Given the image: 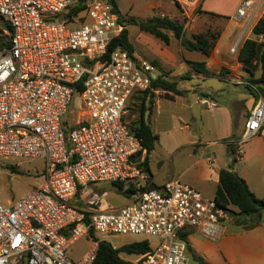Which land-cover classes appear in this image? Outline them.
Here are the masks:
<instances>
[{
	"label": "built area",
	"instance_id": "2783aa9c",
	"mask_svg": "<svg viewBox=\"0 0 264 264\" xmlns=\"http://www.w3.org/2000/svg\"><path fill=\"white\" fill-rule=\"evenodd\" d=\"M81 1L0 0V159L45 162L34 190L11 205L0 203V264H93L94 233L157 238L159 244L133 264H190L189 233L216 239L224 213L180 181L143 190L136 163L142 145L122 117L132 95L150 87L155 67L121 48L103 61L123 21L107 0H85L83 12L67 17ZM178 1L189 6L198 0ZM262 2L241 0L233 21L244 27ZM241 34L232 55H238ZM75 94L83 109L73 114ZM198 104L216 106L203 97ZM263 126L259 97L238 144ZM103 182L134 188L130 204L101 211L83 200L86 187ZM82 238L94 240L93 247L72 262L65 252Z\"/></svg>",
	"mask_w": 264,
	"mask_h": 264
},
{
	"label": "rangeland",
	"instance_id": "374dc122",
	"mask_svg": "<svg viewBox=\"0 0 264 264\" xmlns=\"http://www.w3.org/2000/svg\"><path fill=\"white\" fill-rule=\"evenodd\" d=\"M115 3L122 18L124 28L127 31L128 41L133 47L136 55L150 64L152 62H157L159 67H156L155 76L161 75L169 81L176 82L178 90L184 93L181 98H177L171 93L157 91L159 92L156 96L159 107V133H164L166 139L169 141H165L168 145L172 142H181L183 139L190 137H194L199 139L202 143H205L206 136H202L200 132L186 120L189 116H192L194 120L198 122L196 114L199 110L205 111L203 114L204 117L210 115L207 113L208 111H206L204 106L202 107L194 102L195 98L198 97V99H200L206 96L207 94L204 93L206 91L211 94L212 90L224 89L225 92H223L220 97H215L217 109L215 108L209 111L214 113L224 108L225 105L229 106L232 98L235 96H252L255 92H249L247 88V86H251L250 83H248V80L251 78H243L240 75L242 77L240 80L231 77L230 74L235 72L232 68L237 65V57L230 54L229 50L240 33H242L240 36L241 44L246 39H254L258 43H264V38H254L251 34L253 23L264 13V0L255 16H253V19L247 22L244 27L243 21L236 23L232 19V15L237 7V0H205L204 9L209 13L202 11L201 0L189 6L181 5L178 0H115ZM217 13L222 15H217ZM155 16L167 18L176 24H180L183 27V33L186 39H191L192 35L198 34L209 35V38L210 36L215 37V39L210 38L214 40L215 43L210 52L209 64L212 67L220 57L223 56L225 58L217 69L218 80L215 76H206L202 81L196 77L188 79L192 76L193 71L187 63L205 61L202 55L185 51L180 47L179 41L175 40L169 32L167 33L169 42L165 44L148 34L139 32L135 26L130 25V20L145 21ZM187 67L189 69H187ZM255 68H251V73L256 71ZM243 71L244 68L237 69L238 74H241V72L244 73ZM242 81L246 84L238 86V84H242ZM198 86H201V88H198ZM137 97L136 93L133 94L124 108L123 120L126 125L138 119L139 102L136 101ZM187 101L190 102L188 105L192 106L190 110H187L184 105L185 103H183ZM181 104L184 105L182 109ZM70 107L71 113L73 114L83 109V103L79 95H73ZM145 118H147V114ZM185 126L188 127L189 130L184 129ZM160 135L162 139L161 143L156 144L154 152L147 156L148 169L156 175L157 178L165 177L171 172L170 161H166V157L161 149L164 147V136L163 134ZM144 156L145 154L137 156L136 162L139 164ZM240 163L239 167L242 165V163ZM231 165L233 166V164ZM44 172L45 162L41 160L0 159V203L3 206H7L23 198L39 185V176L44 174ZM179 181L182 183L184 182L182 180ZM207 187L208 186L203 187V193L205 194L203 195L206 198H211L212 190ZM82 197L84 201H95L98 205L97 209L101 211L117 210L129 205L131 201L129 198L120 194L117 188L109 182L89 185L85 188L84 196ZM232 210L236 211L234 209ZM223 221L224 223L227 222L232 224V220L226 214H224ZM224 223H222V225ZM93 239L104 240L110 243L113 248H119L126 244L141 241H146L151 249L159 244L157 238L143 235L104 236L94 233ZM93 241L94 240L89 238H82L74 242L65 252L66 257L72 262L79 261L86 252L91 250ZM120 258L134 263L138 257L121 254ZM190 264L197 263L192 261L190 257Z\"/></svg>",
	"mask_w": 264,
	"mask_h": 264
},
{
	"label": "crops",
	"instance_id": "0c3cea01",
	"mask_svg": "<svg viewBox=\"0 0 264 264\" xmlns=\"http://www.w3.org/2000/svg\"><path fill=\"white\" fill-rule=\"evenodd\" d=\"M240 1L241 0H237V7ZM204 4L205 0H201L202 11L209 13L204 9ZM234 14L232 16H234ZM217 15L222 14L217 13ZM224 60L225 58L223 56L220 57L216 64H213L211 67L209 58H206L205 66L209 73V75L206 76H215L218 80L217 69ZM238 68L243 69L242 65L237 62V65L232 68L235 72L230 74L233 79L241 80L242 77H249V79L256 80L260 76L259 69H255L256 71L252 72V75H250L245 70L243 71L245 74L242 72L238 74ZM187 69L189 68L187 67ZM153 76L155 77V71ZM206 76L198 75L193 72L189 79L196 77L202 81ZM245 84L246 83L242 81V84H238V86H243ZM247 87L253 92H256L255 87ZM198 88H201V86H198ZM223 92H225L224 89L212 90L211 94L206 91L204 93L207 94V97L203 96V98H206L209 102L216 105L217 101L215 97H220ZM158 93L159 92L155 93L152 112L149 118L148 116L147 118L152 133L157 137L156 144L161 143L162 139L160 134L164 136V147L161 149L166 157V161H170L171 172L165 177L157 178V176L149 170L152 176L151 182L155 186H161L167 182L182 180L184 184L197 190L203 198L213 200L218 185L219 171L229 168L231 162L235 159L233 166H231L232 172L245 182L248 190L256 198L264 199V126L255 138L243 145L238 144L248 112L253 108L259 97L255 98L253 94L252 96H235L232 98L229 106L225 105L224 108L214 113L209 111L215 108L217 109V105L214 108L204 107L206 111H208L207 113L210 114L209 116L204 117L203 114L205 111L199 110L196 114L198 122H196L192 116H189L186 120L189 124L193 125L202 136H206V142L202 143L199 139L190 137L183 139L181 142H172L168 145L167 142L169 141L166 139L164 133H159V107L156 98ZM175 97L181 98L182 96L175 95ZM194 102L196 104L198 103V97L195 98ZM183 103H185L184 105L187 110L192 108L191 105H188L190 102L187 101ZM184 105L181 104V109ZM184 129L189 130L186 126ZM231 151H234V155L231 154ZM152 152H154V150ZM240 162L242 165L239 167ZM142 183L146 185V177L144 175H142ZM204 186L211 188V198H206L204 196ZM186 240L195 255L202 259L203 264H264V217L260 218L257 226L247 230L240 226L225 222L217 238L214 240L203 238L200 233L195 230L190 232Z\"/></svg>",
	"mask_w": 264,
	"mask_h": 264
},
{
	"label": "trees",
	"instance_id": "16d2710c",
	"mask_svg": "<svg viewBox=\"0 0 264 264\" xmlns=\"http://www.w3.org/2000/svg\"><path fill=\"white\" fill-rule=\"evenodd\" d=\"M84 1L85 0H82L77 6L72 8L66 16L71 17L83 12L84 6L82 5V2ZM107 1L113 7V11L118 14L120 20H122L119 11L117 10L115 0ZM130 25L135 26L139 32L148 34L165 44H168L169 42V36L167 34L169 32L175 40L179 41L181 48L190 53H199L205 59L209 58L210 52L215 43L214 40L210 39H215V37L210 36L209 38V35L207 36L205 34L192 35L191 39H186L184 37L183 27L180 24H176L167 18L159 16L152 17L145 21L130 20ZM3 28L4 27L0 25V34L1 29ZM251 34L254 38H264V13L253 25ZM2 45L3 41L2 38H0V46ZM116 48H121L127 51L130 56H132L134 52L133 47L128 41L125 28L108 44L102 60L106 61L110 52ZM237 62L240 63L244 70L250 75H252L251 68L256 67L255 69L260 70L259 78L256 80L250 79L248 80V83L255 87L256 92L253 93L254 97H261L264 99V43H258L254 39L244 40L237 55ZM151 64L154 67H159L157 62H152ZM187 64L190 65V68L194 73L203 76L209 75L205 66V61L188 62ZM247 88L250 92L252 91L249 87ZM157 91L171 93L176 96H183L184 94L182 91L178 90L176 82L169 81L161 75L155 76L151 79L150 87L147 90L136 93L138 96L136 101L139 102L138 119L127 125V128L129 132L141 142L143 153L140 154H145L139 164L136 162L140 172L146 177V186L143 190L157 187L151 182L152 176L147 164V156L154 150V146L157 142V137L152 133L148 120L154 104V94ZM146 114L148 116L147 119L145 118ZM231 154L234 155V151H231ZM234 162L235 159L231 164ZM231 164L229 168L219 171L218 185L213 201L219 210L228 215L232 220L233 225L240 226L246 230L251 229L259 224L261 217H264V199L256 198L248 190L245 182L232 172ZM113 185L117 188V191L126 198H129L130 195L136 193V190L131 186L125 189L122 184ZM232 209L236 211H233ZM94 240L97 241V248L95 250L93 264H133L121 259L120 255L124 254L127 256L141 257L150 251L149 245L146 241L134 242L123 245L119 248H113L110 243L104 240ZM185 244L192 261L197 264H203L202 259L195 255L186 240Z\"/></svg>",
	"mask_w": 264,
	"mask_h": 264
}]
</instances>
